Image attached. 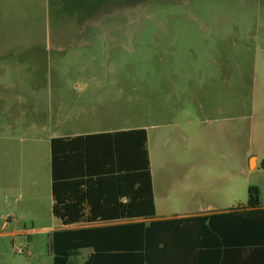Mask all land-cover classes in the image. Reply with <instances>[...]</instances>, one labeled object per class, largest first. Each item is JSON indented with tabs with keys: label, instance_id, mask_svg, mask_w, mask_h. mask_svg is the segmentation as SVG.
Wrapping results in <instances>:
<instances>
[{
	"label": "rangeland",
	"instance_id": "rangeland-1",
	"mask_svg": "<svg viewBox=\"0 0 264 264\" xmlns=\"http://www.w3.org/2000/svg\"><path fill=\"white\" fill-rule=\"evenodd\" d=\"M129 128L155 218L264 205V0H0V264H52L50 138Z\"/></svg>",
	"mask_w": 264,
	"mask_h": 264
},
{
	"label": "trees",
	"instance_id": "trees-1",
	"mask_svg": "<svg viewBox=\"0 0 264 264\" xmlns=\"http://www.w3.org/2000/svg\"><path fill=\"white\" fill-rule=\"evenodd\" d=\"M95 138H102L108 145L104 154L107 162L110 163L114 157L113 160L118 164L115 167V172H118V197H125V202L118 204V218L154 217L152 178L145 128L51 137L49 165L52 215L59 218L63 225H70L75 219H81L78 215L68 212L64 200L59 195L58 187L61 182L66 183L67 180L63 164L66 162L65 147L68 142L83 140L86 143L87 140H95ZM109 146H114L113 150ZM112 172L110 167L101 169L102 175L105 176ZM85 176L83 183L93 182L91 177H94V182L99 179L98 173H88ZM247 193L246 205H238L224 212L121 223L113 226L53 230L48 233L47 251L51 256L52 264H203L205 263L203 253H200L199 261L195 262L190 250L184 252L180 249L182 229L193 230L196 225L200 231L217 233L219 241L216 244L212 243L210 250L215 260L212 264L216 263L220 251L223 254L227 252V248L221 250L219 245L226 247L224 243L227 238L223 234L228 231L247 235L239 238L236 243L249 246L255 251L256 256L263 257L244 264H264V207L260 204L259 190L256 186H249ZM190 223L189 227H185ZM113 232H118V239L104 236L112 235ZM87 249L90 252L83 255L82 251ZM233 262L236 264L235 261ZM220 263L225 264V261Z\"/></svg>",
	"mask_w": 264,
	"mask_h": 264
},
{
	"label": "crops",
	"instance_id": "crops-1",
	"mask_svg": "<svg viewBox=\"0 0 264 264\" xmlns=\"http://www.w3.org/2000/svg\"><path fill=\"white\" fill-rule=\"evenodd\" d=\"M121 130V129H117ZM117 130L109 131H92L89 133L82 134H71V135H60L53 137H71L77 135H86L92 133H106ZM113 150L114 146H109ZM148 147V146H147ZM108 148L106 142H103L102 138H95V140H83L70 141L65 147V157L66 162L63 164L64 172L66 173V183H60L58 187V192L61 198L64 200V205L68 209V212L72 215H78L81 219H75L70 225H63L59 218L52 217L58 222L57 226L52 228L53 230H70V229H81L89 227H103V226H113L121 223H133L139 221H151L158 219L167 218H177V217H192L203 214H209L214 212H224L227 210L213 211L208 213H191L185 215H171L159 218H118V204L125 202V197H118V172H115L117 165L116 162L112 160L110 163L107 162L105 158V149ZM63 149L61 148V156ZM149 155V153H148ZM98 164V166H97ZM101 164V165H100ZM62 167V166H61ZM110 167L113 171L109 175H102L101 169ZM151 171V169H150ZM99 174V179L94 182V177H91L93 182L83 183L86 179V174ZM49 178H50V165H49ZM90 178V177H89ZM152 178V175H151ZM82 180V181H80ZM50 181V180H49ZM50 189V199H51V188ZM153 192V186H152ZM154 201V198H153ZM52 203V199H51ZM264 207V205H262ZM155 209V205H154ZM74 210V211H73ZM51 212V205H50ZM75 212V214L73 213ZM189 227L190 224H186ZM50 231V232H51ZM105 237H114L118 239V232H113L112 235H104ZM227 238L223 247L222 244L219 246L221 250L226 249V254L222 251L216 257V263L221 264V261H225V264L232 263L244 264L247 261L252 262V260H260L263 257H258L255 251L249 246H245L236 243L239 238L247 236L235 231H228L223 234ZM181 241L180 249L184 252H191L195 262L199 261L200 253H203L204 257L203 264H212L213 256L211 255L212 243L216 244L219 241L217 233L200 231L196 225H194L193 230L188 228L182 229L181 231ZM218 239V240H216ZM231 240V241H230ZM223 244V245H224ZM209 246V247H206ZM229 249V250H228ZM232 251V252H231ZM90 250H83L82 254L86 255ZM190 254V253H189ZM190 254V255H191ZM196 264V263H194ZM255 264V263H254Z\"/></svg>",
	"mask_w": 264,
	"mask_h": 264
}]
</instances>
